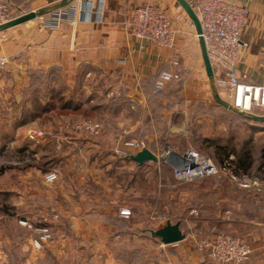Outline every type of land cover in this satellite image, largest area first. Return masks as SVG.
<instances>
[{
    "label": "crops",
    "instance_id": "0c3cea01",
    "mask_svg": "<svg viewBox=\"0 0 264 264\" xmlns=\"http://www.w3.org/2000/svg\"><path fill=\"white\" fill-rule=\"evenodd\" d=\"M8 1L20 9L25 0ZM82 1L75 0L62 7L64 11L75 10L68 18L62 19L58 27H45L37 21L0 32V57H9V63L0 65L1 102L16 105L21 110L18 117L29 118L26 123L12 127V135L0 153V167H6L8 154H31L29 162L17 156L11 160V175L0 173V264H38L41 261L66 264L71 260L80 264L82 259L84 262L85 254L92 263L122 264L117 248L132 241L140 242V238H145L141 232L153 230L140 227L132 219L136 208L140 205L146 208L150 203L151 172L153 166L157 169L162 164L161 159L140 165L130 158L132 154L118 157L109 137H90L87 133L84 136L82 131H71V143L63 152L57 153L52 141L35 145L28 139V134L33 129H45L33 125L39 119H51L46 127L56 128L68 121L66 118L79 116L96 105L106 107L111 117H124L130 125L125 132L134 134L137 126L144 124V115L152 111L148 95L152 94L153 83H147L148 77L152 76L154 80L161 70L170 69L175 56L181 62V94L185 99L193 98L198 83L196 76L201 75V66L204 65L200 41L195 27L189 23L191 18L178 0H102L91 20L80 19ZM147 1L157 4L170 15L182 13L176 23L179 32L173 48L145 43L130 35L127 28L130 13ZM233 1L247 3L250 9L242 33L239 69L248 73L252 83L263 84L264 0ZM61 2L36 0L35 3L39 8ZM37 71L42 73V80L41 83L35 82L31 89V75ZM121 83L125 84L123 89ZM90 89H95V95L87 99ZM52 90L75 99L78 108H62L61 101L56 98L55 108L36 115L33 100L39 98L43 103L47 102ZM90 103L93 104L88 107ZM258 133L263 134V131ZM145 140L152 151L161 153L158 143L155 140L152 143L153 138L145 136ZM121 144L122 139H119L115 145ZM185 153L177 152L181 156ZM173 164V161L165 163L172 169ZM51 170L57 171L59 178L48 183L45 174ZM161 177L157 181L159 188L165 186ZM200 194L203 196L204 193ZM2 195L14 200V211L1 203ZM180 200L183 201L182 194ZM222 200V218H217L252 243L254 252L248 262H264V193H225ZM198 204L200 213L209 211L202 203ZM53 208L60 209L61 219L49 224L53 238L37 248L34 242L40 236L38 228L46 224L44 219L50 217ZM121 208L130 209L131 215L122 216ZM228 209L232 212L230 217L225 215ZM115 218L129 226L118 229L112 222ZM205 220L212 219L206 217ZM21 221L28 222V225L21 224ZM13 230L15 235L11 232ZM159 243L165 245L161 239ZM188 254L179 247V255H185L190 264H198V252Z\"/></svg>",
    "mask_w": 264,
    "mask_h": 264
},
{
    "label": "rangeland",
    "instance_id": "374dc122",
    "mask_svg": "<svg viewBox=\"0 0 264 264\" xmlns=\"http://www.w3.org/2000/svg\"><path fill=\"white\" fill-rule=\"evenodd\" d=\"M101 1L95 0L96 9L99 7ZM35 2L36 0H25L20 9H17L16 6L11 4V7L14 9V16L17 17L34 10L39 3ZM43 6L52 8L54 5L46 4ZM52 14L53 11H49L42 16L47 18ZM39 19L40 17H37L25 23L35 24ZM19 25H23V23ZM200 74L198 73L196 76L198 83L197 87L193 90V98L185 99L182 96V80L169 84L163 92L156 94L150 105L152 111L144 115V124H139L134 134L129 131L125 132L130 128V125L128 121H125L124 117H111V113L109 114L110 111L106 107H96L97 105L90 107L93 103L89 104L88 107L90 108L88 109L90 110L87 112L83 111L79 116L74 115L71 118H66V120H80L84 118H96L100 120L103 123L102 131L96 135L87 134L90 137L102 135L109 137V141H112L110 145L115 150L122 145L116 146L119 139H122L123 142L126 139H145V136H150V138H153L152 143H154V140L158 143L159 152H163L168 147L173 148L179 154L194 149L203 155L210 156L218 164L225 158L231 156L241 174L257 176L262 181L260 189L252 188L251 190L231 184L224 176L209 177L190 183H181L174 178V169L166 166L164 158H161L162 164L157 169H154L155 166H153L151 172L153 179L150 185L151 188L149 189L150 192H148L152 193L150 203L146 204V208L143 205H140V208H136V213L132 220L142 228H152L153 230H156V228L169 220L173 223L180 221L181 227L186 233V238L178 242L179 246H175V244L162 245L159 243V238L151 236V233L147 232L148 234L144 236V240L140 238V242L132 241L129 245L117 248V252L124 259L122 264H188L189 261L187 262L185 260V255H179V247L181 249L183 248L189 254L190 252H198L195 248V239L198 238V235L202 234L210 237L218 232H228L243 236L239 231L229 229L221 219L220 210L224 207V201L222 199H224L225 193H264V161L263 167L259 168L260 164H262L261 154L264 150V133H258L263 131L264 124L253 121L247 122L237 115H231L228 111L216 105L213 83L208 78L204 65L201 66ZM59 75H63V72H59ZM95 88L97 87L95 86ZM90 91L87 93V99L95 95V89H90ZM216 92L218 93V90ZM181 97L183 98L181 99ZM160 104L163 106L161 115L164 118V124L154 118L155 112L161 111L159 110ZM0 111L2 112L1 114L11 116V123H19L24 120L23 117H18L21 110L16 105H5L1 102V99ZM253 111L256 113H264V108L254 107ZM50 121L51 119L47 118L43 120L42 118L35 121L33 125L41 128H52L46 127L49 126ZM164 127L167 130L164 131L165 134L161 131ZM82 134L87 136L86 132ZM162 139L164 140L162 141ZM153 147L155 148L156 145L153 144ZM16 156L17 158H24L25 161L29 162L31 154L28 152L18 153L16 155L14 153L8 154L5 159L9 162L4 164L6 167H0V173L10 175L13 173V171H10L9 164H11V160L16 159ZM240 156L242 157L239 158ZM118 157L121 156L118 155ZM243 157L245 167H242L245 169L239 166V159L241 160ZM160 175L162 176L160 178L161 182L165 185L161 188H159V182H157ZM129 183H131L130 180ZM200 193H204L203 196ZM181 194L183 201L180 200ZM2 197L1 203L4 206L8 205V209L14 211L16 208L14 206V200L11 201L6 195H2ZM227 202L225 201V203ZM198 203H202L208 207L209 211L207 213L193 214V209L199 210L200 206ZM206 217H210L212 220L207 221L205 220ZM11 232L15 235L14 230ZM1 237L2 234L0 233ZM87 249L88 247H85V251H88ZM134 249H136L137 253L132 255ZM198 255L200 257L199 252ZM86 256L85 254V260L83 262L82 259L80 264H99L98 262L92 263L90 261L91 259H89L90 257L87 259ZM251 256L241 264H255L248 262ZM127 257L132 258L129 263L124 262ZM262 258L264 259V255ZM38 264H45V262L43 263L41 261ZM66 264H74V262L71 260L70 263L67 262ZM198 264L202 263L198 261ZM259 264H264V262Z\"/></svg>",
    "mask_w": 264,
    "mask_h": 264
},
{
    "label": "built area",
    "instance_id": "2783aa9c",
    "mask_svg": "<svg viewBox=\"0 0 264 264\" xmlns=\"http://www.w3.org/2000/svg\"><path fill=\"white\" fill-rule=\"evenodd\" d=\"M187 1L197 13L201 22L202 36L214 70L213 84L220 97L240 111L264 117L263 112L256 113L253 111L254 107L264 108V83H252L248 73L241 71L238 66L242 49V33L248 23L250 14L249 5L233 0ZM101 3L102 1L99 3L100 7ZM95 9V0H83L81 2L80 19L91 20ZM74 10L75 8H71L70 11L54 10L50 17L39 16L38 22L45 27H58L60 21L68 18ZM13 11L14 9L7 2L0 0V26L16 17ZM181 15V12L170 15L157 4L147 1L131 11L127 28L130 35L140 41L153 43L166 49L173 48L179 32L176 23ZM189 23L195 27L192 20ZM196 36L198 37L197 32ZM7 63H9V57L2 55L0 65L5 66ZM170 64V69H164L158 74L154 83V94H160L168 83L182 78L180 58L175 56ZM262 66L264 68V50L262 53ZM120 87L123 89L125 84L121 83ZM134 107L132 106V108ZM102 129L103 123L96 118L68 120L56 128L33 129L29 132L28 139L35 145H42L50 140L54 144L56 152L61 153L66 145L72 141L71 131H82L90 135H96ZM146 148L150 149L148 141L132 138L123 140L122 145L117 147L115 151L124 158ZM156 154L164 158L166 162L171 163L177 152L168 147L163 152ZM180 160V162L173 164V169L174 178L181 183L224 176L231 184L247 190L260 189L262 186L259 177L241 174L231 156L218 164L210 156L190 149L181 156ZM58 178V172L55 170L45 174V181L48 183H53ZM192 213L200 214V211L193 209ZM120 214L129 217L131 210L121 208ZM231 214V210L225 211V215L228 217ZM61 215L60 209L53 208L50 217L44 219L46 224L38 228L40 236L34 242L37 248H41L42 242L53 238V230L49 224L59 222ZM21 224L28 225V222L21 221ZM195 248L200 253L199 262L202 264H241L254 252L252 243L245 236L228 232H218L210 237L202 234L198 235V238L195 239Z\"/></svg>",
    "mask_w": 264,
    "mask_h": 264
},
{
    "label": "water",
    "instance_id": "95a60500",
    "mask_svg": "<svg viewBox=\"0 0 264 264\" xmlns=\"http://www.w3.org/2000/svg\"><path fill=\"white\" fill-rule=\"evenodd\" d=\"M74 1L75 0H62V2L59 5L53 6L52 8L43 6V7H39L38 9H34L29 12L23 13L22 15L17 16L11 21L1 25L0 32H3L19 24L25 23L29 20L35 19L39 16H42L48 13L49 11H54L55 9L57 10V8L62 9V7H66ZM178 2L183 7V9L186 11V13L189 15V17L191 18V20L193 21L195 25V29L198 34V38H199L201 49H202V56H203L206 73L210 81L213 83L214 70H213L211 60L208 55L205 40L202 36V26H201L199 17L197 13L194 11V9L190 6L187 0H178ZM213 89H214V97L220 105L227 107L229 110L253 122L261 123L264 121L263 116H259L254 113H247V112L240 111L236 107H234L232 104L225 101L222 97H220L219 93L216 92V88L214 84H213ZM130 158L138 162L140 165H143L145 162H149V161L158 162L161 159V157H159L155 152H153L149 148L143 149L142 151H139L136 154L130 155ZM175 158H177L178 161ZM180 159H181V155L177 154L176 156H174L173 163L180 162L181 161ZM151 233L154 237L161 239L162 243L165 245L176 244L180 241H183L186 238V233L182 230L180 221L173 223L172 221L169 220L163 227H160L156 230H151Z\"/></svg>",
    "mask_w": 264,
    "mask_h": 264
},
{
    "label": "trees",
    "instance_id": "16d2710c",
    "mask_svg": "<svg viewBox=\"0 0 264 264\" xmlns=\"http://www.w3.org/2000/svg\"><path fill=\"white\" fill-rule=\"evenodd\" d=\"M5 1V0H4ZM5 2H7V4H9L10 6H11V3L8 1V0H6ZM164 70V69H163ZM162 71V70H161ZM160 71V72H161ZM159 72V73H160ZM158 73V74H159ZM41 72H34V73H32V75H31V80H32V82H31V89L33 88V85L35 84V82H40L41 83V81L40 80H42V76H41ZM158 76V75H157ZM157 76H156V78H157ZM152 76H150V77H148V80H147V83H153V87H152V94H149L148 96H149V99H151V102H152V100H153V97L156 95V94H154L153 93V88H154V83H155V81H156V78L153 80V78H151ZM182 79H180V80H174V81H171L169 84H171V83H176V82H180ZM42 84L44 85V83L42 82ZM168 84V85H169ZM167 85V86H168ZM46 89H47V87H46ZM56 98H58L60 101H61V107L62 108H68V107H73V108H78V106H79V104L75 101V99H73V98H67L66 96H64L59 90H52V92L50 93V99H48V101L47 102H45V103H43L42 101H40V99L39 98H36V99H34L33 100V112H35V114L37 115V113L39 114V113H43V112H47V111H49V110H51V109H53V108H55L56 107V105H57V102H56ZM217 102V101H216ZM216 105H218V106H220L221 108H223V110H225V111H228L231 115H237L235 112H233V111H230L227 107H224V106H222V105H220L218 102L216 103ZM155 109V108H154ZM159 110H161L160 112H155V114H154V118L158 121V122H162L163 124H164V118H162V115H161V112H162V110H163V106L160 104V108H159ZM2 112L0 111V153L4 150V148H5V146H6V142H7V139L9 138V137H11V135H12V127L13 126H15V125H19V124H24V123H26L28 120H29V118H27V117H24V120H22L21 122H19V123H11L10 122V120L12 119L10 116H8V115H5V114H1ZM35 115V116H36ZM35 116H33L32 117V119H34L35 118ZM237 116H239L240 118H242L243 120H245V121H247V122H251V120H248V119H246V118H244V117H242V116H240V115H237ZM230 124V123H229ZM261 124H264V121L263 122H261ZM166 130V128L164 127V129H162L161 131H162V133H164V131ZM167 131V130H166ZM165 134V133H164ZM164 139H162V141H163ZM245 155V154H244ZM246 156H248V155H246ZM246 156H244V157H246ZM242 156H240L239 158H241ZM244 157L240 160L239 159V166H243V167H245V163H244ZM263 161H264V150L262 151V154H261V163L262 164H260V166H259V168H262L263 167ZM242 167V168H243ZM243 169H245V168H243ZM112 222L116 225V227L118 228V229H124V228H126L127 226H129V224L127 223V222H124V221H122V220H119V219H117V218H115V219H112ZM150 232L151 233V230H147V231H144V232H141V234H143L144 236H146V234H148V233ZM151 236H153L152 235V233L150 234ZM134 253L132 254V255H134V254H136L137 253V251H136V249H134V251H133ZM121 257V256H120ZM124 259H122V261H123ZM130 260H132V258H130V257H127L126 259H125V261L124 262H127V263H129L130 262Z\"/></svg>",
    "mask_w": 264,
    "mask_h": 264
},
{
    "label": "bare ground",
    "instance_id": "6f19581e",
    "mask_svg": "<svg viewBox=\"0 0 264 264\" xmlns=\"http://www.w3.org/2000/svg\"><path fill=\"white\" fill-rule=\"evenodd\" d=\"M186 13V12H185Z\"/></svg>",
    "mask_w": 264,
    "mask_h": 264
}]
</instances>
